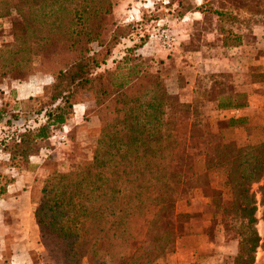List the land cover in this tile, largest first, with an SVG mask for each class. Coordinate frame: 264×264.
Wrapping results in <instances>:
<instances>
[{
  "label": "trees",
  "instance_id": "obj_1",
  "mask_svg": "<svg viewBox=\"0 0 264 264\" xmlns=\"http://www.w3.org/2000/svg\"><path fill=\"white\" fill-rule=\"evenodd\" d=\"M175 1L177 18H183L187 11L180 0ZM249 2L243 9L232 7V0H217L195 6L193 11L206 21L217 22L224 46L237 47L242 41L237 26L247 27L257 22L255 16H264V0ZM112 7V0H0V18L17 15L11 43L0 48V92L12 90L13 81L26 78L24 72L31 67L36 46L42 48V61L64 62L54 70L55 106L45 110L43 124L12 136L10 166L27 162L37 141L66 125L80 97L94 103L100 123L91 159L67 172L45 161L48 175L33 213L48 257L43 255L44 260L167 264L176 244L167 230V218L174 215L178 221H188L189 214L176 213V203L200 193L230 200L215 219L223 227L225 240L237 242L232 264H255L257 250L264 251V237L256 230L259 205L264 221V141L248 146L225 143L213 125L204 129L197 154L183 150L181 140L183 131L196 127L194 120L201 115L204 99L210 109L215 103L217 109L229 111L245 107L246 96L234 94L217 80L210 82L207 91L201 90L195 79L192 109H184L178 94L168 91L171 74L164 63L136 54L146 40L128 48L114 70L96 73L118 40L113 36L105 42L102 37ZM244 13L248 18H242ZM133 25L127 23L130 32H123L122 37L133 34ZM180 72L184 85L179 90L189 85L187 73ZM217 75L223 77L212 76ZM255 78L263 81L264 73ZM233 118L229 125L240 123ZM209 157L216 170L224 171L221 190L210 182L205 165ZM3 178L0 174V198L6 193ZM133 227L143 229L147 248L129 251Z\"/></svg>",
  "mask_w": 264,
  "mask_h": 264
},
{
  "label": "rangeland",
  "instance_id": "obj_2",
  "mask_svg": "<svg viewBox=\"0 0 264 264\" xmlns=\"http://www.w3.org/2000/svg\"><path fill=\"white\" fill-rule=\"evenodd\" d=\"M112 1V12L108 23L103 27L102 37L105 42H111L114 37H117L118 42L116 41L113 44L111 55L96 70V73L114 70L117 62L121 60L128 48L139 45L145 40L147 42L152 41L153 39H149V37L150 34H154L158 20L163 21V19L168 18L169 21L160 23H166L175 30H178L179 36L185 33L182 31L181 26L176 28L170 23V20H174L171 17L177 19V14L174 11L175 8L169 6L163 9L161 8L162 5H159L155 12L147 13L144 11L142 17L143 22L133 25V34L129 37L128 35L122 37L123 32H130V27H126L127 23L124 22L125 17L120 20L122 10L118 9L117 6L122 0ZM180 1L183 4L182 9L187 11V13H192L194 12L193 9L195 6L217 0ZM249 1L232 0L231 6L244 9V7L251 5ZM172 4L176 5L177 2L174 0ZM128 8H126V11ZM153 16L157 17V19L149 20ZM16 17V14H12L9 17L0 18V48L11 43L12 21ZM151 21H155L156 23L150 26ZM199 28L195 25H190L188 31L193 35H197L199 34ZM138 35H142L143 38ZM193 39L196 40L197 37ZM133 41L135 42L133 43ZM152 45L154 46L152 56L148 55L146 51H140L142 45L136 51V54L146 59L162 61L170 70L171 74L167 80L169 93L178 94L179 101L184 109H192L194 89L192 102L188 104V107L184 102L187 99L186 92L188 91L184 90L186 88L179 90V86H183L184 82L180 72L182 65L180 59L176 58V55L180 54L186 46H183V42L181 41L173 52L168 53L153 43ZM42 54V48L34 47L31 54V67L28 66V70L24 72L28 73L25 75L26 78L22 81H13L12 90L0 92V174L4 176L1 184H4L5 181L7 182V184L5 183L6 193L0 198V264H54L52 262L53 260L49 259V262H47L43 258V255L47 257L46 250L42 245L39 230L33 217L36 204L41 197L40 191L48 175L45 161L53 162L57 166V169L62 172L74 170L79 162L91 159L95 141L100 133V123L96 114V106L87 98L80 97L76 100V104L73 107V114L66 125H63L61 128H54L48 139L37 141L33 146V152L27 162H19L16 168L10 166L9 148L13 143L11 140L12 136L15 133L23 132L24 129H35L40 124H43L46 120L44 117L45 110H49L55 106L52 100V96L55 93L54 77L56 72L54 70L60 67V65L63 66L64 62L62 64L59 60H50L51 58H49L46 61H50H48V64H45L47 62L45 60L42 61ZM21 73L23 74V72ZM221 74H223V77H220V75L213 77V74L197 75L196 79H199L197 88L199 87L201 90L207 91L210 82L213 80L221 81L225 87L230 88L232 85L231 74ZM258 74L255 73V77ZM189 96L191 95L188 93V98ZM196 99L201 101L200 98ZM204 100L201 104L203 105L201 107L202 109H200V111L202 110L201 115L196 116L194 120L196 122L194 130L192 131L193 128H190L181 133V140H183L182 149L191 155L201 151L198 142L201 139L204 129L211 125L209 121L210 108ZM12 115L18 117V120L16 121ZM190 120H193V118L191 117ZM210 158L209 160H205V165H207L210 173L209 179L211 184L217 185L221 183L223 175L225 174L224 171L214 168ZM200 195L202 194L194 193L192 197L194 198ZM221 198L225 197H210L213 204L211 210L213 215H216V212L220 211L223 203V199L221 200ZM191 199L189 201L179 200L175 207L176 213H187L190 215L188 221L185 219L178 221L174 215L167 218L169 223L167 230L175 238V243L179 237L193 232L194 226H197L198 222H200L199 220L202 218L201 212H184V206ZM215 215L211 225L205 229L211 236L213 235V231L217 230L216 226L218 225ZM130 231L132 233V242L129 251L132 252L136 249L147 248L143 229L133 227L130 228ZM229 262L232 264L233 260H226L225 264H229Z\"/></svg>",
  "mask_w": 264,
  "mask_h": 264
},
{
  "label": "crops",
  "instance_id": "obj_3",
  "mask_svg": "<svg viewBox=\"0 0 264 264\" xmlns=\"http://www.w3.org/2000/svg\"><path fill=\"white\" fill-rule=\"evenodd\" d=\"M137 5V0H122L117 6L122 10L120 20L125 17L126 8ZM244 17L248 18L245 13L242 18ZM255 17L257 22L247 27L245 24L236 25L240 28L238 33L242 37L241 44L237 47L224 46L217 22L204 20L199 12H188L181 19L171 17L174 20H170L174 27L181 26L182 31L185 32L179 36L176 30L179 42L182 41L183 46H186L180 54L176 55L189 81L188 87L184 89L188 91L184 102L186 104L192 102L193 83L197 75L204 74H231L230 91L246 96L245 107L239 108L238 115L233 118L238 119L239 124L229 125V112L217 109L215 103H212L213 107L209 110V121L215 129L220 131L223 141L234 142L237 146L254 145L264 141V80L255 78V73H264V16ZM166 21L169 19L161 20V22ZM190 25L200 27L199 34H191L188 31ZM248 28L251 29L250 32ZM194 37L197 39L194 40ZM140 51H146L152 56L154 51L152 42L144 44ZM6 91L9 90L6 89ZM188 93L191 95L189 98ZM224 179L225 175L220 184H212V186L221 190ZM257 199L259 200V196ZM221 200L222 205L230 201L228 198H221ZM212 205L211 199L202 194L194 197L184 206V212H201L202 218L197 226H194L193 232L177 239L175 252L169 257L167 264H225L226 260H233L237 253V242L225 240L223 227L220 224L216 226L217 230L213 231L212 236L205 230L211 225L215 215L211 212ZM220 213V211L216 212L215 218ZM262 213L263 207L259 205L256 212L258 220L256 230L261 238L264 237ZM255 264H264V251L261 248L257 250Z\"/></svg>",
  "mask_w": 264,
  "mask_h": 264
},
{
  "label": "built area",
  "instance_id": "obj_4",
  "mask_svg": "<svg viewBox=\"0 0 264 264\" xmlns=\"http://www.w3.org/2000/svg\"><path fill=\"white\" fill-rule=\"evenodd\" d=\"M138 5L128 8L125 13L124 22L126 23H139L142 22L143 12L152 13L157 11L159 5H162L161 8H168L169 6L175 8V4H171L170 0H137ZM150 26L156 23L151 21ZM161 20H158L156 23V28L154 34H150L149 39H153L152 42L154 45L159 47L161 50L167 51L168 53L173 52L176 47L179 45L178 34L176 30L164 23H160ZM229 116L235 117L238 115L239 110H229Z\"/></svg>",
  "mask_w": 264,
  "mask_h": 264
}]
</instances>
